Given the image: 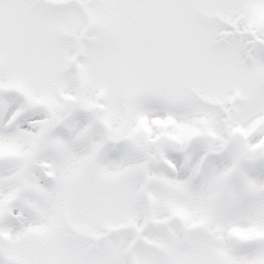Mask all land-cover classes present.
Here are the masks:
<instances>
[{
    "label": "snow or ice",
    "instance_id": "snow-or-ice-1",
    "mask_svg": "<svg viewBox=\"0 0 264 264\" xmlns=\"http://www.w3.org/2000/svg\"><path fill=\"white\" fill-rule=\"evenodd\" d=\"M0 264H264V0H0Z\"/></svg>",
    "mask_w": 264,
    "mask_h": 264
}]
</instances>
